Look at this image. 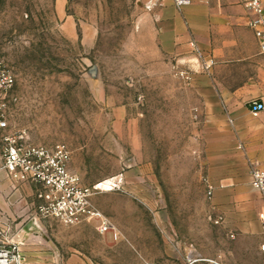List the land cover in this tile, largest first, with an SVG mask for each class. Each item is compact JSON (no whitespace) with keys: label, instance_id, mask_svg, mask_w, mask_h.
<instances>
[{"label":"rangeland","instance_id":"rangeland-1","mask_svg":"<svg viewBox=\"0 0 264 264\" xmlns=\"http://www.w3.org/2000/svg\"><path fill=\"white\" fill-rule=\"evenodd\" d=\"M147 1L0 0V68L14 77L9 132L24 131L31 145H64L85 187L123 177L120 190L90 197L119 229L117 242L94 221L35 219L28 186L0 192V227L22 264H264L260 229L249 219L241 235L229 202L257 197L243 184L246 158L222 130L207 150L192 86L204 73L194 58L198 71L179 76L187 67L146 34ZM166 2L173 6L161 0L155 9Z\"/></svg>","mask_w":264,"mask_h":264},{"label":"crops","instance_id":"crops-1","mask_svg":"<svg viewBox=\"0 0 264 264\" xmlns=\"http://www.w3.org/2000/svg\"><path fill=\"white\" fill-rule=\"evenodd\" d=\"M150 12L152 16L146 23V34L157 38L162 48L176 56L184 67L198 71L193 65L195 59L190 54L189 41H194L215 61L209 74L194 75L192 83L202 103L198 116L208 123L207 150H213L222 130L226 139H230L246 158L248 170L249 163L264 170V117L253 118L246 108L248 101L260 97L264 91V57L258 54L241 1L190 0L180 12L166 2L163 7ZM70 162L71 157L68 170L77 175L82 186L89 184L80 171L71 168ZM98 179L94 177L93 181ZM249 180L248 175L243 184H249ZM17 187L11 185L0 169V192L17 191ZM24 187L26 185L19 189ZM236 192L245 193L246 190L240 188ZM243 198L238 195L229 201L231 204L237 202V212H232L236 216V229L241 235L250 232V219L261 233L258 214L264 211L263 199L257 195L254 202L247 203ZM247 208L250 212L244 211Z\"/></svg>","mask_w":264,"mask_h":264},{"label":"built area","instance_id":"built-area-1","mask_svg":"<svg viewBox=\"0 0 264 264\" xmlns=\"http://www.w3.org/2000/svg\"><path fill=\"white\" fill-rule=\"evenodd\" d=\"M161 0H148L145 9L152 11ZM248 16L258 54L264 57V0H240ZM190 0H173L178 12ZM190 53L198 62L199 70L209 74L215 65L212 57L204 54L194 41H189ZM191 67L178 72L184 80H190L194 72ZM14 86L11 71L0 68V169L13 186H29L36 200L35 219L56 222L64 226H75L81 222L94 221L99 235L112 241L122 240L116 225L101 215L90 203V197L98 192H113L121 189L123 177L118 174L102 180L91 188L82 186L77 175L68 170L70 152L64 145L51 148L27 143L24 131L10 133L8 113ZM249 115L253 118L264 117V91L256 99L246 103ZM249 188L264 201V170L257 164L249 163ZM207 196H212V188L207 184ZM261 234L264 236V211L258 214ZM5 231L0 227V264H22V255L15 243L7 241ZM264 255V241L259 245ZM207 264H219L212 259H204Z\"/></svg>","mask_w":264,"mask_h":264}]
</instances>
